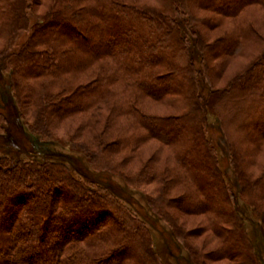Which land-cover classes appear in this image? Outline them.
Masks as SVG:
<instances>
[{
	"label": "trees",
	"instance_id": "obj_1",
	"mask_svg": "<svg viewBox=\"0 0 264 264\" xmlns=\"http://www.w3.org/2000/svg\"><path fill=\"white\" fill-rule=\"evenodd\" d=\"M41 2L0 0V63L11 71L18 115L35 116V131L50 137L55 123H75L86 144L71 146L94 170L137 183L160 179L155 205L163 200L168 209L202 216V231L217 239L211 252L191 246L165 212L199 264H262L203 131L213 112L239 125L229 153L244 182L240 198L256 188L252 203L264 231V0H49L40 13ZM26 30L17 52L13 42ZM239 55L242 70L216 87L222 75L210 63ZM23 69L26 76L16 77ZM0 121L8 123L3 112ZM152 142L159 147L144 162L141 152ZM177 143L176 155L170 147ZM126 147L125 160L141 166L128 176L113 162ZM251 166L259 168L255 178L245 172ZM137 217L62 162L0 156V264H160Z\"/></svg>",
	"mask_w": 264,
	"mask_h": 264
},
{
	"label": "rangeland",
	"instance_id": "obj_2",
	"mask_svg": "<svg viewBox=\"0 0 264 264\" xmlns=\"http://www.w3.org/2000/svg\"><path fill=\"white\" fill-rule=\"evenodd\" d=\"M48 4L49 0H42L41 5L36 8L37 11L45 13V11L49 9ZM29 17L31 22L35 20L32 13L29 14ZM59 30L63 32V29L60 27ZM5 33L6 32H3V34L0 35V50L5 44L4 38L2 39V35H5ZM28 35L29 30L21 33L14 40L13 49L18 52ZM226 62L228 64L225 63V65H220L219 59H217V61H213L209 65L214 70H217L218 74L222 75L220 79L215 80L216 87L226 86V84L237 75L238 71L242 70L243 64L246 63V58L239 55L234 58H227ZM17 76H26V70L16 72V77ZM11 79H13V77L10 69L0 63V112H3L8 120V123L0 121V127L2 128V130H0V156L7 155L13 161L31 158L42 160L44 158L62 162L69 168L70 172L75 177L84 181H90L96 187L100 186L106 188L109 193L116 198L120 206L126 208L134 216L136 215L145 221V226L151 240L152 250L158 257L160 264L200 263L199 258L193 256L189 249L182 244L181 237L179 238V236L175 234V230L168 222L165 212L173 213L177 223H179L183 231L186 232L188 242L191 246L206 253L216 248L215 242L217 239L211 235L210 232L202 231V227L205 226L202 216L185 214L179 209H168L165 207L163 200H161L158 206L155 205L156 200L160 198V192L158 191L160 179L157 177L154 179L145 177V180H143V178L139 179L137 183L134 181H127L125 177L111 172L109 169H107V171L94 170L88 161L87 155L83 151L71 146L72 144H86L84 138H76V134L73 130L75 123H70L68 121L55 123V126H51L54 132L53 137L35 131L36 129L39 130V128L36 127L37 123L35 122V116L31 117L25 113H23L22 117L18 115L17 108L10 96V93L12 94L10 85ZM28 108L34 112V114L38 111L36 107L30 105V100L28 101ZM176 108L178 109L177 112L180 113L176 114L180 116L183 109ZM160 112L164 113L167 112V110L161 109ZM260 112H264V108L260 110ZM258 116L260 115H256L255 119H257ZM219 117L220 116L214 112L209 113L207 115V126L203 132L207 138L212 141L217 150L222 174L225 178L228 176L231 184L230 186L233 187V197L235 199H232H234V205L243 216L246 224L245 227L247 228L245 229L246 234L253 242L255 250L261 262H263L262 264H264V231L259 224V213L252 203L256 188L253 187L252 189L251 187L250 194L248 191L244 193L246 197L243 196V200L240 198V189L244 182L243 180L241 182V177L239 178L237 169H235L238 158L236 157L232 160L233 156L229 153L231 148L234 150L236 149L235 145L237 143V138L235 134L239 129V125L225 123L223 118ZM121 121L124 122V119H121ZM220 123H222L224 133H221L222 129ZM176 126H178V124H176ZM66 136L70 137L72 143H69V138ZM232 139L235 141V145H231L232 147L230 148L228 144H231L230 141ZM180 145V143H177V146L170 147L174 154L177 155V152L180 150ZM157 147H159V144L156 142H152L151 145H147L145 148L143 147V151L141 152L142 161L146 162ZM127 149L130 148L126 147L125 150L117 153L113 158V162L119 165L122 173L126 176L130 173L139 172L141 169L140 162L129 164L130 162L128 163L127 160H125L130 155ZM260 162L261 161H258V164H260ZM245 172L247 176L255 178L259 174V168L251 166L246 168ZM187 176L190 178L189 174H187ZM261 206L264 208V201L261 203ZM253 208L255 214L251 212ZM117 216H119V213H113V220H116ZM92 229L93 227L87 232H90ZM200 230L202 232H200ZM218 239L220 240V238ZM27 262L28 261H26L25 264H28ZM42 262H44V260H42ZM207 263L224 264L222 260H207Z\"/></svg>",
	"mask_w": 264,
	"mask_h": 264
},
{
	"label": "bare ground",
	"instance_id": "obj_3",
	"mask_svg": "<svg viewBox=\"0 0 264 264\" xmlns=\"http://www.w3.org/2000/svg\"><path fill=\"white\" fill-rule=\"evenodd\" d=\"M94 222V220H92L90 223H93ZM88 226V223L86 224V226L84 227V228H86Z\"/></svg>",
	"mask_w": 264,
	"mask_h": 264
}]
</instances>
